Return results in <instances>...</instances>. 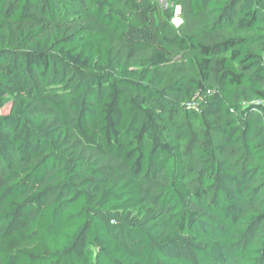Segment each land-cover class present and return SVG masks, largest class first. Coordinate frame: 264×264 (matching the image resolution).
Instances as JSON below:
<instances>
[{"label":"trees","instance_id":"16d2710c","mask_svg":"<svg viewBox=\"0 0 264 264\" xmlns=\"http://www.w3.org/2000/svg\"><path fill=\"white\" fill-rule=\"evenodd\" d=\"M174 5L0 0V264H264V0Z\"/></svg>","mask_w":264,"mask_h":264},{"label":"rangeland","instance_id":"374dc122","mask_svg":"<svg viewBox=\"0 0 264 264\" xmlns=\"http://www.w3.org/2000/svg\"><path fill=\"white\" fill-rule=\"evenodd\" d=\"M159 3H161L163 6H174L175 0H158ZM181 8V7H180ZM179 23L174 24L170 22V25L168 27L169 33L173 34L178 31H181L182 27L183 29L186 27H192V30L194 33H200L199 31L203 27L202 21L192 15H186L180 11L178 15ZM198 35V34H197ZM191 52H186L182 55H178V57L168 66H158L153 67L152 71L153 73L160 75L164 83H168L171 80H173L175 77L183 74L184 72H189L192 74L196 73V67L193 63L190 62ZM8 106H6L3 111H7ZM185 113L182 109H177L176 111H168L164 114L163 120L161 121V125L163 127L164 136H169L171 134V130L176 127L184 118ZM199 127V122L194 121L193 122V130L196 132L197 128ZM187 162L190 164L195 163L194 159V151L193 149L190 151L189 156L186 158Z\"/></svg>","mask_w":264,"mask_h":264},{"label":"built area","instance_id":"2783aa9c","mask_svg":"<svg viewBox=\"0 0 264 264\" xmlns=\"http://www.w3.org/2000/svg\"><path fill=\"white\" fill-rule=\"evenodd\" d=\"M181 11V8L179 5H175L174 7V15L172 17V21L174 22V24H178L179 23V19H178V15Z\"/></svg>","mask_w":264,"mask_h":264}]
</instances>
